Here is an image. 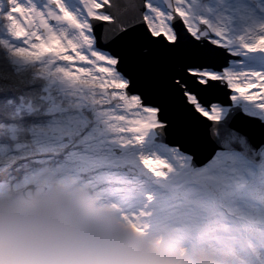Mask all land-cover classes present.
I'll use <instances>...</instances> for the list:
<instances>
[{
  "label": "snow or ice",
  "instance_id": "obj_1",
  "mask_svg": "<svg viewBox=\"0 0 264 264\" xmlns=\"http://www.w3.org/2000/svg\"><path fill=\"white\" fill-rule=\"evenodd\" d=\"M53 183L189 262L264 264V0H0V196Z\"/></svg>",
  "mask_w": 264,
  "mask_h": 264
},
{
  "label": "clouds",
  "instance_id": "obj_2",
  "mask_svg": "<svg viewBox=\"0 0 264 264\" xmlns=\"http://www.w3.org/2000/svg\"><path fill=\"white\" fill-rule=\"evenodd\" d=\"M0 264H215L189 262L124 229L66 185L0 196Z\"/></svg>",
  "mask_w": 264,
  "mask_h": 264
},
{
  "label": "water",
  "instance_id": "obj_3",
  "mask_svg": "<svg viewBox=\"0 0 264 264\" xmlns=\"http://www.w3.org/2000/svg\"><path fill=\"white\" fill-rule=\"evenodd\" d=\"M166 70L167 68L162 60L157 61L153 66L149 68V71H151L152 73L158 76H162Z\"/></svg>",
  "mask_w": 264,
  "mask_h": 264
}]
</instances>
